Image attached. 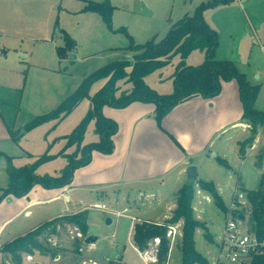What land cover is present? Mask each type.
Returning <instances> with one entry per match:
<instances>
[{"label":"rangeland","instance_id":"obj_1","mask_svg":"<svg viewBox=\"0 0 264 264\" xmlns=\"http://www.w3.org/2000/svg\"><path fill=\"white\" fill-rule=\"evenodd\" d=\"M101 1V0H87ZM211 0H111L115 6L111 25L103 20L96 12H85V0H48V5L39 7V12H30L29 15L17 20L7 19L0 24L4 27L5 35L0 36V58L6 66H20L24 71L27 81L26 90L21 100L20 120L29 119L33 115H40L55 109L61 102H57L59 93L74 91L88 75L97 69L117 60H132L139 52L128 49L132 36L136 44H145L149 40L161 41L169 32L173 23L178 22L185 15H193L196 8ZM245 4L241 8L238 2L226 7L213 8L204 13L212 24V28L218 33L220 53L229 59L236 60L241 72L247 73L253 84H259L260 94L256 108L264 111V0H240ZM59 18L60 27L66 30L77 42V49L69 58L61 61L57 54V48L65 45L61 33L55 32V22ZM54 38L51 40V35ZM50 38L49 41L44 39ZM218 46V47H219ZM5 51V54L3 52ZM205 54V51H202ZM2 55V56H1ZM26 55V58H23ZM206 58V54H205ZM178 58H174L169 66H174ZM6 60V61H5ZM199 60L190 62L198 64ZM58 75L52 69H60ZM166 82L160 89L173 86L170 77V69L164 70ZM159 74V73H157ZM153 75L148 83L154 87L157 75ZM105 80L94 84L91 95L94 94ZM147 83V82H146ZM119 92H126L132 88V83L127 79L119 83ZM175 87V86H174ZM153 89V88H152ZM72 93V92H71ZM89 99L80 107L79 111L67 121L59 122L58 133H70L75 127V121L86 110ZM250 127L249 124H247ZM264 128H260L258 135L259 147L248 154L243 160L232 143L222 144L227 161L231 168L219 164L214 158L216 152H212L202 163L199 169V179L213 181L220 191V195L226 205L231 204L235 192L246 190H258L264 174ZM242 137L248 133L238 131ZM96 133V132H95ZM257 142V143H258ZM91 142L88 144H92ZM67 144V142H66ZM83 145H87L85 141ZM75 145L64 148V152L72 155L76 152ZM79 157V156H78ZM262 158V167L257 163ZM198 181L192 182L195 186ZM196 188L194 199L195 217L207 224L208 230L198 229L195 235L197 250L207 257L211 264L216 263L220 254V242L223 234L225 215L219 209L207 192ZM175 187L169 185L163 192L164 199L155 197L142 198L137 196L127 205V215L136 216L141 220L164 221L165 215H170L172 204L175 202ZM109 208H111L106 202ZM88 204L87 207H90ZM126 206H120L115 210L123 211ZM111 218L113 223L108 225ZM182 229L184 220H180ZM131 221L126 217H116L109 213L88 209V233L96 235L99 240L97 248L92 253H80L78 249L87 244L79 238L74 239L71 232L76 233L73 225L72 231L65 230L62 237L69 240L68 247L59 248L53 246L48 240L50 235H44L40 241L46 246L58 247L61 258L58 262L49 264H84L90 259L102 264H113L117 260L121 264H143L142 260L133 248V240L128 237ZM211 234L210 236L207 234ZM183 238V237H182ZM121 258L116 259L117 255ZM10 256V264H15ZM24 256V255H23ZM8 257V255H7ZM105 257L111 261L106 262ZM180 246L174 251V264L181 262ZM9 258V257H8ZM52 258H54L52 256ZM53 261V260H52ZM8 264L0 256V264Z\"/></svg>","mask_w":264,"mask_h":264},{"label":"crops","instance_id":"obj_2","mask_svg":"<svg viewBox=\"0 0 264 264\" xmlns=\"http://www.w3.org/2000/svg\"><path fill=\"white\" fill-rule=\"evenodd\" d=\"M236 2L241 3L240 0H234L215 8L231 6ZM48 3V0H0V24L7 19L23 18L30 12L37 13L40 11L39 7L44 8ZM87 3L85 0V6ZM240 7L245 9L246 6L241 3ZM212 9H207L205 15ZM205 20L212 28L206 16ZM5 32L4 27H0V36H4ZM54 34L51 35V40ZM50 38L44 41H49ZM219 51L220 46L216 51L217 59L236 62ZM205 54L201 50L192 51L186 59V64L189 66L202 64L205 61ZM26 57L23 55V58ZM174 58H178L177 62L174 66H169ZM193 58L199 60V63H191ZM1 62L2 58H0V198L9 186L10 158L11 163L19 168L33 164L48 151L52 158L42 163L37 168L36 174L40 177L59 176L68 164V158L60 155L67 142L65 136L74 130L91 108V101L88 100V105L85 104L86 110L75 121V127L70 133H58L59 122L67 121L76 111H79L86 102L85 100L62 121H50L38 126L26 132L16 142L12 134L20 131L26 123L38 115L30 116L24 121L20 120V104L27 86L25 71L20 66H6ZM179 62V55L173 57L165 66L148 75L145 81L148 85L151 84L148 83L149 79L155 73H159L152 88L160 94H171L174 91V84L171 87L160 89L166 82L163 74H165V69H170V77L174 83V74ZM52 71L60 75L61 68L52 69ZM104 84L105 82L99 89ZM71 92L73 91L68 89V93H59L57 102H62ZM155 111L154 104L139 101L125 108L104 106V116L116 121L119 125L118 132L113 136L115 150L112 154L94 151L91 163L77 169L69 186L49 189L37 184L26 195L8 194L4 196L0 200V256L2 259L10 264L9 255L11 254L3 251V248L17 238L27 235L56 218L83 212L84 208L92 202H106L113 209L120 206L127 208V205L137 196L164 199L163 192L171 185L175 187L177 195L170 215H165L164 221L146 220L163 223L177 208L178 192L188 182L186 169L190 165L197 166L199 179L200 166L212 152H216L214 158L217 162L218 158L227 161V154L224 153L222 144L232 143L233 148L239 152V143L251 136L250 127L243 119L244 107L236 80L223 82L221 93L215 97L196 96L180 103L164 117L161 124L157 122ZM239 130L242 133L250 131V134L242 137ZM257 140L258 136L253 147L248 150V154L254 153L259 147ZM84 141L86 144L100 141V136L95 133V121L89 124ZM227 163L229 164L228 161ZM195 187L199 188V185ZM85 211L88 212V210ZM72 226L59 227L57 234L52 235L56 238L59 248L68 247L69 240H66V237L63 238L61 234L65 230H70ZM133 236L134 233L131 236L132 240ZM128 237L130 238V231ZM133 244L135 245L134 240ZM28 254H32L35 260L28 261L26 259ZM23 255L21 264H49L58 262L61 258L60 254L52 258V255L41 253L38 250ZM115 258H121V255L118 254ZM181 263L182 257L179 264Z\"/></svg>","mask_w":264,"mask_h":264},{"label":"trees","instance_id":"obj_3","mask_svg":"<svg viewBox=\"0 0 264 264\" xmlns=\"http://www.w3.org/2000/svg\"><path fill=\"white\" fill-rule=\"evenodd\" d=\"M233 1L211 0L201 4L196 8L193 15H186L172 24L167 35L159 42L153 39L145 44H136L133 37L129 36L130 45L128 49L139 51L132 60L113 61L97 69L84 78L80 85L63 99L55 109L34 117L20 131L13 133L12 138L18 142L26 132L50 121H62L83 100L89 99L91 101V108L88 113L74 130L65 136L67 140L66 147L75 145L77 149L72 155L66 154L63 151L64 149L60 152V155L68 158V164L60 175L40 177L36 174L37 168L52 158L48 151L33 164L19 168L11 163L12 159L10 158V182L0 200L8 194L26 195L37 184L49 189L69 186L77 169L91 163L94 151L112 154L115 150L113 136L118 132L119 125L116 121L104 116V106L125 108L137 101L152 103L156 106L157 122L161 124L164 117L180 103L196 96L215 97L221 93L223 82L232 80H236L239 84L240 97L244 107L243 119L245 123L250 125L251 130V136L239 143V155L245 160L248 156V150L254 145L260 128H264V111L256 108L261 87L259 84H252L247 75L240 71L236 62L216 58L219 36L204 17L207 9L229 4ZM114 10L115 6L111 0H101L88 2L83 11L96 12L102 16L106 24L111 25ZM56 31L61 33L65 41L64 46L57 48L58 57L63 61L75 52L77 42L66 30L60 27L59 18L55 22ZM194 50L205 51L206 58L198 66H189L186 64V59ZM177 55L180 56V62L174 74V91L171 94H160L146 83L145 78L165 66ZM123 79L131 82L132 88L118 94L120 89L118 83ZM100 80H105V84L94 95H91L93 85ZM92 121H95V132L100 136V141L83 145L87 128ZM218 162L222 166L230 168L227 161L218 158ZM257 165L262 166V158ZM198 185L201 190L212 196L219 209L224 213L228 211V207L214 182L200 180ZM245 192L251 204L249 228L262 238L264 237V174L261 187L258 190H246ZM195 193L194 183L187 182L178 192L177 208L164 223H175L181 219L184 220L183 238L180 243L181 264H211L207 257L202 255L196 247L195 235L197 230H208V227L205 222L195 217L193 207ZM67 225L76 226L85 236L88 233V212L83 211L47 222L38 229L6 245L3 251L11 254L15 264L22 263L24 253H33L35 250L56 257L59 248L44 245L40 238L46 234L50 236L57 234L59 227L64 228ZM207 235L212 240L211 234L208 233ZM156 236L162 238L160 258L164 260L168 252V241L166 227L162 224L146 220L137 223L133 240L136 246L145 249L148 242ZM113 264H121V261L117 260ZM245 264H264V254L253 257Z\"/></svg>","mask_w":264,"mask_h":264},{"label":"built area","instance_id":"obj_4","mask_svg":"<svg viewBox=\"0 0 264 264\" xmlns=\"http://www.w3.org/2000/svg\"><path fill=\"white\" fill-rule=\"evenodd\" d=\"M88 209H96L106 213H109L116 217H126L131 220L130 237L133 235L135 226L138 222H141L135 216L127 215L128 209L123 211L109 208L105 203L96 202L90 207H85L83 211ZM251 204L247 198L246 192H235L233 200L228 207V211L224 213L225 224L223 234L221 237L220 254L216 263L213 264H245L253 257L264 254V237L260 238L255 232L249 228V214ZM240 214L245 215V220L240 219ZM166 227V238L168 241V252L166 258L161 260L160 249L162 245V238L156 236L152 238L145 249H140L133 244V248L142 260L143 264H174V251L176 247L181 243L183 237V229L181 222L175 223H158ZM76 227V226H75ZM76 233L72 236L82 240L84 243L86 237L76 227ZM72 231V228L70 229ZM69 230V231H70ZM53 246L57 245L56 238L51 236L48 240ZM87 244V243H86ZM97 248L96 243L87 244L86 249L81 246L78 251L80 253L87 252L92 253ZM28 261H34V256L28 254L26 256ZM106 262H110L111 259L106 257ZM84 264H102L101 262L90 259Z\"/></svg>","mask_w":264,"mask_h":264},{"label":"water","instance_id":"obj_5","mask_svg":"<svg viewBox=\"0 0 264 264\" xmlns=\"http://www.w3.org/2000/svg\"><path fill=\"white\" fill-rule=\"evenodd\" d=\"M215 156V155H214ZM186 174H187V181L188 182H196L198 180V168L195 165H190L186 169ZM240 219L245 220V215L240 214ZM112 223V219L108 218L107 224L110 225ZM99 240V237L96 235H89L86 237L85 242L87 244H94Z\"/></svg>","mask_w":264,"mask_h":264}]
</instances>
